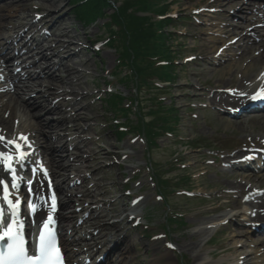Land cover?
Here are the masks:
<instances>
[{"label":"rangeland","instance_id":"rangeland-1","mask_svg":"<svg viewBox=\"0 0 264 264\" xmlns=\"http://www.w3.org/2000/svg\"><path fill=\"white\" fill-rule=\"evenodd\" d=\"M12 2L9 10L3 11L0 8V16L15 15V6L27 4L21 7L23 11L18 15L34 25L32 36L44 43V50L34 51L28 59L31 63L38 61V66L31 70L34 74L50 69L53 77H60L66 71L60 66L63 60L69 58L68 54L59 55L49 50L51 44L47 40H54L53 34L65 33L64 40H71L76 46L72 55L77 53V60L89 62L86 69L89 73L87 78L82 80V88L91 96L89 100L83 101L74 95L55 96V91L50 90L48 84L39 83L50 80L43 75L36 79L38 84L26 98L44 95L49 100L50 108L57 107L63 110L62 113L39 112V107L33 109L35 115L28 119V122L33 125L41 122L46 132L39 137L36 135L40 139L39 143L30 140L26 130L17 128L19 126L16 123L15 132L7 138L4 137L2 142L5 144L9 139L20 141L21 137L26 138V141L22 140L27 146V150H24L27 156L23 165L30 169L22 172L25 178L23 189H27L35 180L34 175H30L31 169H37L40 164L49 169L43 162H48L50 155H56L60 163H68L69 160H78L76 157H80L79 160H85V163L80 165L77 171L66 172L72 176V180L62 185L63 188L68 185L69 194L76 195L74 207L72 210L65 208L62 211H73L74 208L78 219L83 220L88 213H80L82 203L88 204L91 210L101 207L111 209L112 202L121 198L124 200L117 207L123 210L126 208L125 215L131 217L136 216L134 210L137 207L139 226L136 222L128 221L129 228L123 230L119 238L138 244L137 248L133 246V254L140 258L142 264H152L159 257L163 258L160 264H236L242 257H245V264H264V249L251 241L256 235L252 231L254 225L248 217L240 216L238 210L241 202H246L253 190L263 193L264 186L254 183L248 192L240 196L239 189L232 187V182L238 177H230L233 173L226 164V161L241 164L244 160L239 158L240 155L250 153L255 159H250L245 164L254 166L251 173L257 174V167L264 166V151L260 147L261 142H264V132L257 128L244 131L236 124L237 119L228 115V112H238L236 106L214 110L210 104L211 96L217 92L225 95L234 93L240 78L236 71L237 63L229 70L218 66L219 62L226 64L229 57L233 56L231 52L225 51L227 43L231 44L233 50L240 45L235 42L234 34L223 37L227 29H231L227 24L235 26L237 32L242 34L246 30L258 29L259 36L264 35V19L253 23L248 21V9L252 8L251 4L256 0H242L233 4L229 3L230 0H223L221 5L217 0H168V15L177 25L176 29L168 30L175 33L171 45L177 54L174 67L176 84L171 86L168 94L160 97L164 106L175 107L177 128L172 135L162 137L158 147L152 151L146 139L139 135L130 134L120 140L112 131L116 130L117 123L106 102L108 92L120 91L131 100L136 97L138 88L133 84L124 87L110 78L109 76L116 72L118 55L109 46L92 44L105 39L103 34L106 32L107 18L100 19L93 25H86L74 14L75 7L71 0H30L23 3L22 0H0V6L10 5ZM257 2L260 11H263L264 2ZM43 4L47 7L40 8ZM20 17H8L0 23H19ZM21 40L22 38L17 41V50H25L24 44H20ZM212 40H215V43L210 44ZM81 44H85L87 48L82 55ZM204 45L213 46L216 51L204 58L200 53V49L205 48ZM42 55L50 59L45 60ZM210 59L217 65H212ZM199 65L201 67H197ZM196 68L199 70L196 71ZM19 70L22 71L20 68L14 72ZM222 73L225 81L218 89L217 82ZM6 76L7 72L1 67L0 77ZM74 79L76 80L77 76H74ZM230 80L233 82L231 88L228 86ZM5 85L11 86V83L5 82ZM17 86L22 88V84ZM66 88L69 90L68 86ZM203 93L205 96H202ZM75 110L81 111L80 118L74 116ZM85 119L88 121H84ZM132 120L137 123L135 117H132ZM48 122H61L64 129L51 132ZM48 135L55 138L61 136L64 142L49 146V150ZM196 143H205L211 149L190 148L191 144ZM62 148L67 151L56 152V149ZM104 150L119 154L120 159L107 161L104 159ZM188 154L192 155L191 160L185 159ZM33 157L36 162L32 161ZM193 163H199L204 168L193 169ZM90 164L95 165L91 167ZM62 172L66 174L64 170ZM261 173L264 174V170ZM158 174H165L174 180L173 185H178L182 175H189L188 179L179 183V186L186 190H179L177 195H172L169 206L159 197ZM105 186L107 191L104 194L102 192ZM188 190L192 192L188 193ZM87 191L91 195L77 197L80 192ZM48 193L46 190L47 195ZM97 194L100 201L95 198ZM233 195L240 198L235 199ZM27 208L26 200L23 205L26 213ZM250 210H253L252 205ZM176 212L184 216L185 224L168 229V217ZM121 218L125 217L111 218L108 223L115 224ZM43 219L45 214L39 218ZM217 220L225 221L214 225ZM230 226L238 230L239 234L229 232ZM257 229L264 233V226L259 225ZM85 230L92 229L87 225ZM93 233L97 234V231L93 230ZM258 236L264 237V234ZM115 237L116 235H113L111 238ZM103 250L104 248L97 252L94 260H87L88 263L83 255L81 260H84V264H91L92 261V264H101L108 259L112 251Z\"/></svg>","mask_w":264,"mask_h":264},{"label":"bare ground","instance_id":"bare-ground-1","mask_svg":"<svg viewBox=\"0 0 264 264\" xmlns=\"http://www.w3.org/2000/svg\"><path fill=\"white\" fill-rule=\"evenodd\" d=\"M27 1L30 0H22V3ZM222 1L223 0H217L218 4L222 3ZM239 1L242 2V0H230L229 3L233 4L234 2L238 3ZM257 1L259 0H256L255 3H252V8L248 9L251 17L248 18L250 23L264 19V9L263 11H260ZM261 1L264 2V0ZM13 2L10 5H1L0 8L3 11H6L7 9L9 10V7L13 4ZM25 6H27V4H24V6H15L16 14L1 15L0 21L2 22L8 17H20L21 15L19 16L18 14L23 11V8L21 7ZM45 7H47V5L43 4L40 8ZM227 26L231 27V29H227V31L223 34V37H227L229 34H234L235 42L240 45L237 49L233 50L231 44L227 43L225 45V51L231 52L233 56L229 57L228 62H225L226 64L219 62L218 66L225 67L227 70H229L233 66H236L235 64L237 63L238 67L236 68V71L238 72L240 78L238 84L235 87L234 93H228L225 95L217 92L211 96L210 104L214 110H219V108L227 109L229 106H236L235 109L237 108L239 110L238 112H228L229 116L237 119V122H235L236 124H239L244 129V131H250V128L251 130L257 128L259 131L264 132V111L249 112L245 110L246 107L253 105L257 101L261 102L264 100L260 98L255 101L249 99L250 96L258 93L260 89L264 88V35H262L261 38L258 34V29H253L252 31L246 30L245 33L247 34L245 35V33L242 34L239 31L237 32L236 27L231 26L230 23L227 24ZM33 27L34 25H31L28 19H21V17L19 23H12L9 25L0 23V70L2 67L4 71L7 72V76L5 78L0 77V137L7 138L12 133H14L16 128L14 123H16L19 126L17 128L26 130L30 140L32 139L36 143H39L40 139L37 138V136H42L46 132L44 131V126L41 124V122H37L34 125L28 122V119L34 117L35 115L32 112L33 109L35 107H39L41 108L39 112L43 113H62L63 110L57 107L53 109L52 107L50 108L49 100H47L44 95L30 96L26 98V95H28L29 92H32L36 87V84H38V81H36L37 78L43 75H45L44 77H48L50 80L45 82L39 81V83L41 85L44 83L48 84L49 89L55 91V96L61 95L68 97L74 95L81 98L83 101L89 100L91 96L88 95L87 92H85V89L82 88V80L87 78L89 73L86 71L89 62L80 61L79 59L77 60V53L72 55L76 46L71 40H64L63 34L65 33L61 35L53 34L52 37L54 40H52V38H48L47 40L51 44L49 50L54 51L56 54L59 53V55L68 54L69 58L63 60L60 66L65 68L66 71L64 74L60 77H53L52 71L50 69L39 74H34L31 71L33 67L38 66V61L31 63L28 61V59H30L31 55L34 54V51L44 50L45 48L43 45L44 43L41 40H37L35 36H32V32L34 30ZM21 38L22 40L20 44H24L25 50H17V41ZM209 43L213 44L215 43V40H212ZM81 46L80 55L84 54L85 49L87 50V48H85V44H81ZM204 46V49H200V53L204 58L210 56L216 51V48H213V46ZM26 50L27 52H25ZM219 55L223 56L222 54ZM42 58L45 60L50 59L45 55H42ZM201 61L204 63L203 59ZM210 63L212 65H217L213 59H210ZM197 67L201 66L199 65ZM20 68L22 71L19 70L17 73L14 72V70ZM198 70L199 68H196V71ZM74 76H77L76 80L74 79ZM219 77L220 80L217 82L218 89L225 81L223 73L220 74ZM5 82H10L11 86H6ZM18 84H22V88H19L17 86ZM232 84L233 82L230 80L228 82V86L231 88L233 87ZM66 86L69 87V90H67ZM241 93L246 95H240ZM202 96H205V93H203ZM75 112L76 113L74 116L80 118L81 111L75 110ZM84 121H88V119H85ZM27 123L28 125H26ZM47 125L51 132H57L58 130L64 129V126L61 122H48ZM47 137L49 142L47 149H49V146H56L58 143L60 144V142H64L62 141L61 136L55 138L51 135H48ZM16 142L22 146L23 151L25 149V144L23 141L16 140ZM260 147L264 151V142H261ZM7 151L12 152L13 155L11 157H13V159L6 162H4V159L0 161V180L11 182L12 174L6 165L11 163L12 167L16 169L18 164L24 160L25 155H23L22 159H16V157L21 156L18 154L19 152L17 149H13L10 145H8V143L5 144L0 141V152L7 154ZM63 151H67L66 148L56 149L57 153ZM102 151L103 149L101 152ZM33 158L35 159V157ZM191 158V154H188L185 157L186 160H191ZM239 158L245 159L246 161V159L249 158L253 159V156L250 153H244L241 154ZM76 159L78 160H69L68 163H60V161L56 159V155H50L48 162L44 161L49 166L50 171L52 172L50 177L53 179L50 181L49 179L42 177L39 173H44L45 169H38L36 181L32 185V190L28 194L29 198H32L31 204H34L35 206L37 205L33 216H31L30 213H25V210L22 208L23 200L19 195L22 186V178L19 177L20 175L18 176L16 174V183L18 184V189H14L10 199L15 196L20 198L21 203L17 209V215L15 219L23 224L21 232L28 242V247L31 248L33 243L31 240H28L27 237L32 236L33 230L36 228V223L38 221L39 223L43 222L39 220L40 216L45 214V216L48 217L49 214H51V216H53L52 219H57L58 223H55L54 225L50 224L49 227H51L56 235L60 237L61 243L63 244V257L69 264H84V260L85 262L87 260H94L97 252L103 248L104 250L112 251L108 259L102 264H142L140 258H136L137 255L133 254V246L135 245V248H137L138 244L130 240H122V238H119V234L122 233L123 230L129 228V224H127L128 221L139 217V210L137 207L136 210H134V214L136 216L131 217L125 215V212L127 211L126 208L123 210L117 207L118 204L124 200L121 198L120 200H115V202H112L111 209H105L104 207H101L97 210H91L89 209L88 204L82 203V205H80V213H88V215L83 220L78 219V213L74 211V208L73 211H62V209L65 208H70V210H72L71 208L74 207L73 201L76 195L69 194L70 189H68V185L67 188H63L62 185L65 183L67 184L72 180V176L67 173L70 171L79 170V166L85 163V160H79L80 157H76ZM104 159L107 161L116 160L120 159V156L117 153L105 151ZM226 164L229 167L231 173H233L230 177H238L236 181L232 182V187L239 189L240 196L245 192H248L250 190L249 187L254 183L264 186V174L261 173L264 170V167L258 168V173L255 174L251 173L250 168L243 163L235 164L232 161H226ZM94 165L95 164H90L89 166L93 167ZM192 168L203 169L204 166L200 165L199 163H193ZM63 170L65 173H67L64 174L62 172ZM235 171L237 172L235 173ZM51 183H53V185ZM106 188L107 186L104 187L102 193L105 194L107 191ZM49 189H54V192L56 193L55 200L52 199L50 192L48 195L46 194V190ZM99 189L101 188H98V190ZM3 195L4 191L1 187L0 197ZM77 195V197H81L83 195H91V193L87 191V193L80 192ZM98 196L99 194L95 196L97 200H99V198H97ZM240 196L237 197L233 195L235 199H239ZM38 197L42 199L38 200ZM80 201L81 200L79 199V202ZM0 204H4L5 218L7 220L9 215L7 205L3 200H0ZM250 205H252L253 210H250ZM238 210L240 212V216L243 218L248 217L249 221L254 225V228L252 227V231L256 235L254 234L255 238L251 239V241L258 243V246L264 249V237L258 236L263 235L264 233H261L257 230V226L264 224V192L261 193L253 190V192H251V196L246 200V202H241ZM122 216L125 218H121V220L116 221L115 224L108 223L109 219L116 217L120 219ZM46 219L47 218L43 220ZM32 220L35 221V225L32 224ZM224 221L225 220H217L214 225H217L221 222L223 223ZM87 225L88 227H91V231L85 230ZM93 230L97 231V234L93 233ZM228 231L234 234H239V231L232 226L228 228ZM113 235H116L114 239L111 238ZM82 255L84 256V260H81ZM262 255L264 256V252ZM239 259L240 260L236 264H245V257ZM162 260L163 258L159 257L152 264H160Z\"/></svg>","mask_w":264,"mask_h":264},{"label":"trees","instance_id":"trees-1","mask_svg":"<svg viewBox=\"0 0 264 264\" xmlns=\"http://www.w3.org/2000/svg\"><path fill=\"white\" fill-rule=\"evenodd\" d=\"M71 2L75 7L74 14L86 25L107 18L104 42L118 55L116 72L110 77L124 87L133 84L138 88L136 97L131 100L120 91L107 94L106 102L117 121V128L112 131L121 140L128 137L129 133H136L148 141L152 151L158 147L162 137L172 135L177 128L175 107L164 106L160 97L168 94L171 86L176 84L174 67L177 54L171 45L175 33L168 30L176 29L177 25L172 18L167 17L170 8L168 0ZM206 147L210 148L205 143L190 145L192 149ZM188 176L182 175L179 183L188 179ZM173 181L165 174H158V194L167 206L172 195L186 190L179 183L173 185ZM184 220L180 213L169 215L168 229L184 225Z\"/></svg>","mask_w":264,"mask_h":264},{"label":"snow or ice","instance_id":"snow-or-ice-1","mask_svg":"<svg viewBox=\"0 0 264 264\" xmlns=\"http://www.w3.org/2000/svg\"><path fill=\"white\" fill-rule=\"evenodd\" d=\"M240 95H246L241 93ZM258 98L264 99V88L260 89L258 93L253 94L249 99L255 101ZM22 140L26 141L25 137H21ZM4 137H0V141H3ZM7 143H14L9 140ZM31 147V145H28ZM18 152L22 153V146L15 144ZM24 153L16 159H22ZM0 159L10 161L13 157H8L4 152H0ZM8 170L12 173L11 188L18 189L16 183L17 176L16 170L12 167L11 163L7 165ZM44 174L47 175L46 169ZM0 186L3 187L4 195L0 197L3 200L9 212L8 219L11 223L6 222L4 204H0V242L5 240L8 241L7 245L0 244V264H63L62 255L58 247V241L55 232L49 225H54L55 220L52 219L51 214L44 220L40 225V231L37 234L34 249L29 250L28 242L22 235L21 229L23 224L15 219L17 215V209L21 203L18 196L9 199V184L4 180H0ZM42 199L40 197L37 198ZM46 202V201H45ZM29 207L35 212V205L29 204Z\"/></svg>","mask_w":264,"mask_h":264}]
</instances>
